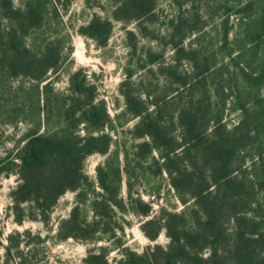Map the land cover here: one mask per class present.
Segmentation results:
<instances>
[{
  "label": "trees",
  "instance_id": "16d2710c",
  "mask_svg": "<svg viewBox=\"0 0 264 264\" xmlns=\"http://www.w3.org/2000/svg\"><path fill=\"white\" fill-rule=\"evenodd\" d=\"M112 1L107 15L94 14L77 32L99 47L113 21L124 28L134 23L136 31H125L134 54L138 37L147 35L144 21L160 19V0ZM186 1L170 0L173 12L146 36L159 43L141 66L154 85L148 100L131 86L135 69H127L128 81L121 84L126 112L138 117L134 137L144 138L133 148L134 163L124 151L123 198L119 152L109 150L112 138L103 129L111 120L95 84L78 69L69 74L66 94L52 90L51 75L72 53L69 46L62 54L63 38L41 43L50 28L46 15L57 13L54 0H0V148L9 138L2 126L29 125L14 149L0 150V179L15 174L17 180L9 192L13 220L46 223L58 199L72 191L75 201L58 222L57 240L94 242L109 228L104 221L128 208L144 217L139 228L145 237L154 241L164 232L168 238L165 246L149 244L141 252L120 242L122 255L114 262L107 258L109 247L89 248L86 264H264V0H193L197 7ZM166 47L171 60L162 62ZM233 109L240 117L229 126ZM166 115L169 125L178 122V134L163 124ZM95 152L107 156L92 180L84 165ZM131 163L153 175L166 173L183 207L160 206L151 216V202L140 192L133 196ZM84 207L93 212L90 220ZM5 238L7 244L0 215V264H26L19 247L26 240L18 232Z\"/></svg>",
  "mask_w": 264,
  "mask_h": 264
},
{
  "label": "rangeland",
  "instance_id": "374dc122",
  "mask_svg": "<svg viewBox=\"0 0 264 264\" xmlns=\"http://www.w3.org/2000/svg\"><path fill=\"white\" fill-rule=\"evenodd\" d=\"M21 1L13 0L15 5L20 4ZM182 1L179 0V2ZM190 2L197 7V3L193 0H188L183 5L191 6ZM169 3L170 0L159 1L158 11H160V19L156 21L158 22L156 24L144 21L145 34L150 35L149 32L164 20V14H171L173 12ZM228 3H231V0H228ZM66 4V11H63L64 5ZM112 4V0H54L57 13L50 12L46 15L44 24L46 26L49 25L50 28L46 30L41 43L54 42L56 39L63 38L64 42L61 46L63 47L62 54H65L69 46L72 47V53L69 59L63 64L61 70L50 77L53 91L66 94L68 92L69 74L78 69L83 70L86 75V80L89 83L95 84L97 100L104 101L111 120V123H109L110 127L107 126L103 131L108 132L112 138L110 152L115 149L119 152L118 162L122 177L120 194L123 198H126V181L128 177L124 171L126 166L124 151L128 150L129 161L134 163L133 148L136 144L144 140V138L134 137L132 129L138 121V117H132V115L126 112L125 98L120 92V88L122 87V82L128 81L127 69H135L134 76L129 79L131 86L134 90L137 91L138 89L140 91V98L145 101L148 100V92H151L150 88L154 89V85L149 87V83L145 77L146 74L141 66L147 63L148 57L146 51L151 48L158 49L159 43L149 41L146 38L147 35L145 37L139 36L137 50L134 54H131V51L125 43V31L127 29L136 31L134 23L124 28L121 22L113 21V28L106 45L99 47L92 38L77 32L78 27L85 24L94 14L100 16L107 15L113 8ZM231 20L235 21L234 17H231ZM163 27L165 28V25ZM190 41L191 37L186 40L187 43ZM170 55L171 48L166 47L161 61L171 60ZM138 57H140L139 61L137 60ZM123 87L125 88L126 85H123ZM44 98L43 95L42 103H44ZM239 117V109H233L227 115V124L229 126L232 123L235 124ZM170 122V116L166 115L163 124L168 127L167 129H170L172 134H178L180 131L178 122L174 119L172 122L173 125H169ZM28 126L27 124H19L17 126L9 124L2 126L5 136H9V138L4 141L3 147L0 148L1 152L4 153L6 149H14L19 136L26 131ZM106 156L95 152L86 158L84 165L85 173L92 180L96 178L95 168L97 164L103 162ZM148 162V160L142 161L141 164L145 167L148 165ZM132 163L128 167L132 174L130 181L133 184V196H136V192H140L141 198L151 202V216L157 213L160 206L175 210L183 207L177 199L175 191L170 186L166 173L153 175L151 173L152 169L149 168L144 171L140 168L133 169ZM0 182V215L3 227L2 243L7 244L5 237L9 233L18 232L21 234V240H26V243L24 244V241L19 242V247L21 248L26 264H86L83 258L87 254V250L89 248L96 250L98 246L109 247L107 258L110 262H114L115 259L121 257L120 250L122 246L141 252L146 245L158 243L165 246L168 242V238L164 232H161L154 241L145 237L139 228L140 221L144 217L136 215L129 208L125 211L116 209L112 215L113 220L109 222L104 221L105 224L109 225V228L105 233H100V237L94 242H82L70 237L66 240H57L55 233L58 222L60 219L68 216L75 201V193L66 191L58 199L49 213V219L46 223L39 220L24 219L21 224H17L13 220L11 210L9 209L11 205L9 192L17 183L16 175L11 174L9 177L2 176ZM157 187L160 192V198L154 194V192H157ZM83 212L86 218L90 220L93 213L92 210L84 207ZM36 234L43 237V240L37 241ZM120 242L123 244L122 246L119 245ZM0 253H3L1 246ZM8 264L16 263H14V260H9Z\"/></svg>",
  "mask_w": 264,
  "mask_h": 264
}]
</instances>
